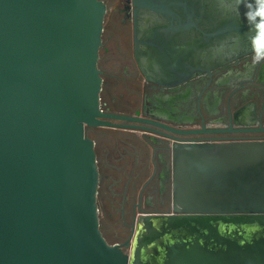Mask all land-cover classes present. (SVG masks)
I'll list each match as a JSON object with an SVG mask.
<instances>
[{
    "label": "water",
    "instance_id": "1",
    "mask_svg": "<svg viewBox=\"0 0 264 264\" xmlns=\"http://www.w3.org/2000/svg\"><path fill=\"white\" fill-rule=\"evenodd\" d=\"M104 14L102 0H0V264H264V139L171 136L170 210L103 236L85 128L196 132L102 109Z\"/></svg>",
    "mask_w": 264,
    "mask_h": 264
},
{
    "label": "flooded vegetation",
    "instance_id": "2",
    "mask_svg": "<svg viewBox=\"0 0 264 264\" xmlns=\"http://www.w3.org/2000/svg\"><path fill=\"white\" fill-rule=\"evenodd\" d=\"M102 1L97 59L102 109L196 131L181 134L148 122L111 119L155 129L108 126L120 136L113 146H103V160L96 152L97 203L108 191L122 196L123 222L130 215L132 228L140 214L171 208V136L264 139V0ZM104 91L112 94L110 105L102 100ZM122 130L141 135L129 137ZM100 161L106 163L105 174ZM112 173L117 182L129 178L123 193L103 184Z\"/></svg>",
    "mask_w": 264,
    "mask_h": 264
},
{
    "label": "rangeland",
    "instance_id": "3",
    "mask_svg": "<svg viewBox=\"0 0 264 264\" xmlns=\"http://www.w3.org/2000/svg\"><path fill=\"white\" fill-rule=\"evenodd\" d=\"M112 94H108L107 92L102 93V100L110 105V99ZM88 130V136L95 138L97 140V144L95 147L96 152L100 155V159L102 158V149L103 146L107 145L109 147L114 145L116 142L117 137H119L118 130L108 127V126H91ZM125 135L129 137H137L141 135L140 131L132 132L129 130H122ZM137 133V134H136ZM136 135V136H135ZM98 140L100 142H98ZM96 153V154H97ZM98 159V158H97ZM111 161L113 159H110ZM100 165H102L101 169L104 174L106 173V163L100 161ZM108 169V168H107ZM129 178L124 176L119 182H117V175L112 173L110 178L104 177L102 182L103 184H108L110 187L117 189L120 193L124 192V187L128 186ZM131 184V181L129 182ZM122 196H115L111 195L108 191V196L105 197L104 201L98 202L99 204V224L100 229L109 243L114 242H122L124 241L128 235L131 234V222H130V215L126 216V222H123V213L120 211V203H121ZM139 214V213H138ZM137 214V215H138ZM129 251V247L126 249Z\"/></svg>",
    "mask_w": 264,
    "mask_h": 264
}]
</instances>
